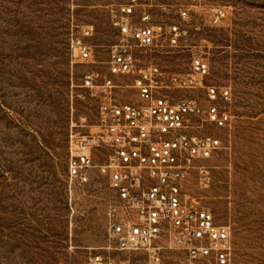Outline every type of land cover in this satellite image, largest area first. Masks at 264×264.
<instances>
[{
    "label": "rangeland",
    "instance_id": "rangeland-1",
    "mask_svg": "<svg viewBox=\"0 0 264 264\" xmlns=\"http://www.w3.org/2000/svg\"><path fill=\"white\" fill-rule=\"evenodd\" d=\"M126 1L0 0V264H88L94 254L104 264H147L143 252L110 245L114 193L107 177L94 169L86 183L67 181L70 119L86 116L95 124L102 100L82 88L83 76L93 74L98 85L111 78L117 102L137 99L132 75L107 71L116 41L110 9ZM141 2L164 31L157 46L135 51L138 67L157 65L166 75L159 93L195 100L202 113L190 119L193 130L219 140L217 151L195 164L185 189L211 208L217 223L230 226V264H264V0ZM219 9L226 15L213 24ZM84 26L93 27L84 38L92 49L87 60L71 46ZM170 33H180L176 44ZM194 57L208 64L206 73L193 72ZM187 77L195 84L183 85ZM210 105L228 115L223 126L207 120ZM203 172L210 177L206 187ZM166 255L190 264L181 250Z\"/></svg>",
    "mask_w": 264,
    "mask_h": 264
},
{
    "label": "built area",
    "instance_id": "built-area-1",
    "mask_svg": "<svg viewBox=\"0 0 264 264\" xmlns=\"http://www.w3.org/2000/svg\"><path fill=\"white\" fill-rule=\"evenodd\" d=\"M143 6L141 0H127L110 9L116 41L109 48L107 71L110 77L132 75L137 99L117 102L110 96L115 86L111 78L105 77L98 85L93 74L83 76L82 88L102 100L95 124L89 125L86 116L70 119L67 181L69 185L86 183L94 169L107 177L114 193L107 211L112 249L127 254L143 252L147 264H170L166 254L172 249L181 250L190 264L205 260L230 264V226L217 223L211 208L185 189L195 164L210 158L219 148V140L193 130L190 119L202 113L195 100H173L159 93L157 87L166 75L157 65L138 67L135 51L157 46L164 31L162 25L151 23ZM180 14L185 17L187 10ZM225 15L224 9L217 10L212 23L218 24ZM92 34L93 27L84 26L71 39L80 59L92 56L91 47L84 42ZM179 35L170 33V42L176 44ZM192 70L204 74L208 64L194 57ZM171 80L178 83L177 77ZM182 84H195L194 78L187 77ZM207 90L208 96L215 98V89ZM206 115L219 126L228 120L214 105L208 106ZM98 155L102 157L98 159ZM209 181L208 173L203 172L200 186H208ZM88 264H104L103 256L92 255ZM106 264L129 262L110 259Z\"/></svg>",
    "mask_w": 264,
    "mask_h": 264
}]
</instances>
